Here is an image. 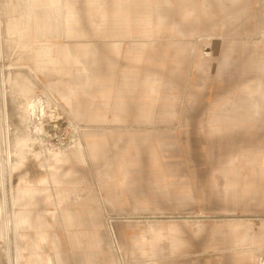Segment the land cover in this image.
I'll list each match as a JSON object with an SVG mask.
<instances>
[{
  "label": "rangeland",
  "instance_id": "rangeland-1",
  "mask_svg": "<svg viewBox=\"0 0 264 264\" xmlns=\"http://www.w3.org/2000/svg\"><path fill=\"white\" fill-rule=\"evenodd\" d=\"M260 106L264 0H0V264H264Z\"/></svg>",
  "mask_w": 264,
  "mask_h": 264
},
{
  "label": "crops",
  "instance_id": "crops-1",
  "mask_svg": "<svg viewBox=\"0 0 264 264\" xmlns=\"http://www.w3.org/2000/svg\"><path fill=\"white\" fill-rule=\"evenodd\" d=\"M256 113H260V117L257 118V120H260V122H264V107L260 106V107H256ZM60 178V177H58ZM64 184V182H63ZM25 207V206H22ZM21 208V205H16L15 209H19ZM20 212L15 213V230L16 232H18L19 230L23 229V227L25 226V221L23 220L24 215L22 214V212L19 214ZM67 241H62V243H60V247H55L54 243L52 245V243L50 242V246H48L47 251L48 253L52 251L53 254H56V251H61V253L57 252L58 254L61 255V258H58V260L62 261V264H72L70 262V260H77L78 264H87V246H85L84 243H80L78 242V246L74 247V249H71V246H66ZM52 245V246H51ZM68 248V249H67ZM52 254V255H53ZM98 255V256H97ZM98 260L101 259V253L100 252H92L91 253V264H94V257L97 258ZM53 259V258H52ZM58 264V263H57Z\"/></svg>",
  "mask_w": 264,
  "mask_h": 264
},
{
  "label": "water",
  "instance_id": "water-1",
  "mask_svg": "<svg viewBox=\"0 0 264 264\" xmlns=\"http://www.w3.org/2000/svg\"><path fill=\"white\" fill-rule=\"evenodd\" d=\"M54 124H56L58 127H64L66 126V121L63 119H57L56 121L50 122L47 126L46 129L49 131V133L53 134L55 132Z\"/></svg>",
  "mask_w": 264,
  "mask_h": 264
},
{
  "label": "bare ground",
  "instance_id": "bare-ground-1",
  "mask_svg": "<svg viewBox=\"0 0 264 264\" xmlns=\"http://www.w3.org/2000/svg\"><path fill=\"white\" fill-rule=\"evenodd\" d=\"M13 220V219H12ZM11 227H12V225H11Z\"/></svg>",
  "mask_w": 264,
  "mask_h": 264
}]
</instances>
